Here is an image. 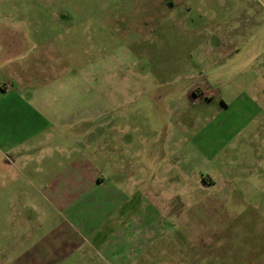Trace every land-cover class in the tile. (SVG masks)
<instances>
[{"label": "rangeland", "instance_id": "rangeland-1", "mask_svg": "<svg viewBox=\"0 0 264 264\" xmlns=\"http://www.w3.org/2000/svg\"><path fill=\"white\" fill-rule=\"evenodd\" d=\"M3 86L89 113L137 182L120 222L35 264H264V0H0ZM11 178L0 264L60 220Z\"/></svg>", "mask_w": 264, "mask_h": 264}, {"label": "crops", "instance_id": "crops-1", "mask_svg": "<svg viewBox=\"0 0 264 264\" xmlns=\"http://www.w3.org/2000/svg\"><path fill=\"white\" fill-rule=\"evenodd\" d=\"M57 101L0 87V171L11 180L28 182L44 202V210L54 212L56 220L60 217L59 222L48 224L43 236L26 240L29 247L11 258L13 264H35L57 256L61 246H73L76 238L79 242L93 221L100 226L120 222L122 202L137 188L130 178V190L122 192L120 177L125 174L115 161L103 159L100 141L89 135V113L75 123L65 112L59 115ZM115 176L121 180L118 185ZM22 237L16 239L19 246L29 238Z\"/></svg>", "mask_w": 264, "mask_h": 264}]
</instances>
